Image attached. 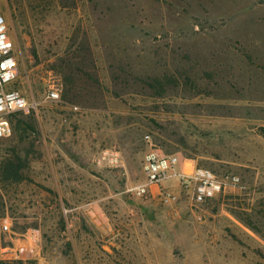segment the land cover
Here are the masks:
<instances>
[{"label": "rangeland", "instance_id": "rangeland-1", "mask_svg": "<svg viewBox=\"0 0 264 264\" xmlns=\"http://www.w3.org/2000/svg\"><path fill=\"white\" fill-rule=\"evenodd\" d=\"M0 13L12 88L36 104L0 140V264H264V3L0 0ZM150 151L240 182L202 204L176 181L174 201L139 195Z\"/></svg>", "mask_w": 264, "mask_h": 264}, {"label": "built area", "instance_id": "built-area-1", "mask_svg": "<svg viewBox=\"0 0 264 264\" xmlns=\"http://www.w3.org/2000/svg\"><path fill=\"white\" fill-rule=\"evenodd\" d=\"M16 74L17 62L7 37L6 19L0 13V140L11 135V120L14 115L36 108L35 103L29 102L19 91L12 88ZM47 98L57 100L58 88L49 89ZM178 163L175 155L148 152L143 163L145 183L136 188L137 193L144 195L152 187H156L163 202L174 201L176 196L164 184L170 179H175L180 189L189 195L195 204H202L240 182L237 176L219 177L204 167L179 172L176 170Z\"/></svg>", "mask_w": 264, "mask_h": 264}, {"label": "trees", "instance_id": "trees-1", "mask_svg": "<svg viewBox=\"0 0 264 264\" xmlns=\"http://www.w3.org/2000/svg\"><path fill=\"white\" fill-rule=\"evenodd\" d=\"M259 3H264V0H258ZM21 114V113H19ZM18 114L14 115L12 117V120L14 119V117H16ZM12 120H11V124H12ZM31 126L29 125H25L23 124L22 122L14 125V129H15V132L17 134V132L19 133H24L26 131V128H30ZM12 130H13V126H12ZM4 163V162H3ZM2 163V164H3ZM2 171H3V174L4 176H8L9 179H13V180H20L21 179V174L18 173V169H14L13 166H12V163L9 162H5L2 166Z\"/></svg>", "mask_w": 264, "mask_h": 264}, {"label": "crops", "instance_id": "crops-1", "mask_svg": "<svg viewBox=\"0 0 264 264\" xmlns=\"http://www.w3.org/2000/svg\"><path fill=\"white\" fill-rule=\"evenodd\" d=\"M178 167H179V163H178V166H177L176 170L179 171V172H185V170H180ZM171 181H176V180L175 179L174 180L173 179H170V180H168L166 182H171Z\"/></svg>", "mask_w": 264, "mask_h": 264}]
</instances>
